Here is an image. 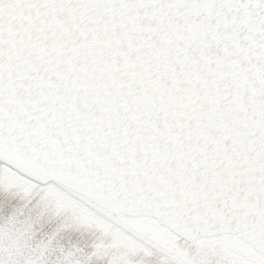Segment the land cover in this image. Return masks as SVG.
<instances>
[{
    "label": "snow or ice",
    "instance_id": "6c2138e0",
    "mask_svg": "<svg viewBox=\"0 0 264 264\" xmlns=\"http://www.w3.org/2000/svg\"><path fill=\"white\" fill-rule=\"evenodd\" d=\"M93 36L86 58L68 59ZM68 64L71 71H65ZM37 80L47 84L42 90L62 96L63 105L52 103L49 109L40 102L33 109L34 89L41 87ZM145 83L155 89L150 102L148 93L141 94ZM173 99L179 100L171 105L174 121H188L193 134L197 119L211 133L209 125L241 118L250 151L238 161V179L230 185L207 190L196 175L185 186L195 194L191 199L185 195L170 214L138 213L167 236L171 247L126 227L121 215L82 187L62 184L55 176L38 179L3 154L0 170H10L41 191L55 186L67 193L106 225L138 241L134 259L142 258L141 264H159L160 257L167 264H205L200 257L206 249L192 255L197 241L227 244L233 254L225 264H264V0H0V149L37 135L54 137L53 146L64 159L77 162L85 172L98 168L110 173L101 177L105 187L130 195L133 184L121 187L130 178L128 172L120 176L126 164L118 142L123 122L106 135L102 124L80 126L72 105L85 115L106 111L109 119L113 110L131 113L143 123L136 137L139 148L155 139L153 129L159 128L164 106ZM210 104L217 105L215 112L208 111ZM178 139L184 141L183 130ZM226 147L240 152L238 144ZM143 170L139 164L137 173ZM202 184L205 191L197 192ZM28 195L31 204L36 197L31 191ZM0 200L5 208L18 203L8 191H0ZM101 247L88 234L60 250L92 253L89 264H104L107 257L101 260L93 251ZM0 264H6L3 254Z\"/></svg>",
    "mask_w": 264,
    "mask_h": 264
},
{
    "label": "water",
    "instance_id": "95a60500",
    "mask_svg": "<svg viewBox=\"0 0 264 264\" xmlns=\"http://www.w3.org/2000/svg\"><path fill=\"white\" fill-rule=\"evenodd\" d=\"M94 40L93 36V40L83 48L74 49L68 59L86 58ZM65 71H71V64H68ZM37 84L41 87L34 89L37 102L33 103V109H37L40 102L48 104L49 109L52 103H56L57 106L63 105V97L55 90H42V88L47 89V84L43 80H37ZM143 89L141 94L148 93L147 99L150 102L151 94L155 89L148 83L143 84ZM82 91L86 92L87 89ZM49 96L52 97V101H49ZM174 104H179V100L173 99L169 105L164 106L159 118V128L153 129L155 139L152 140L150 137L149 140L152 142L146 141L147 146L139 148L136 146V137L143 130V123L131 113L125 114L113 110L109 119L106 118V111H101L96 116L85 115L79 111L78 106L72 105L71 110L77 113L76 119L80 121V126L91 128L93 124L97 126L102 124L106 135L114 134L113 129L119 122H123L118 142L123 146L120 159L126 160V164L120 169V176L123 177L125 172H128L130 178L122 181L121 187L124 184H133L130 195H118L119 189H114L111 185L105 187L104 179L101 177L110 173L102 174L98 168L85 172L77 162L64 159L53 146L54 137L41 139L37 135L31 139L25 138L19 143L13 142L11 147L5 146L0 149V154L38 179L55 176L62 184H70L74 188L82 187L89 195L99 199L117 214L140 216L138 213L143 210L168 215L176 205L182 203L185 195L191 199L195 194L190 187L185 186L189 185L196 175L202 176L207 190L224 188L238 179V161L241 157L246 158L250 151V147H245L246 134L243 131L244 122L241 118L233 117L227 123L209 125L208 127L213 128L211 133L204 131L205 126L197 119L193 121L195 130L193 134V128L187 127L188 121L184 123L179 120L174 121L175 108L171 107ZM11 106L15 107V104ZM216 107V104H210L208 111L215 112ZM47 110L45 109V112ZM48 123H52V117H48ZM57 127L58 125L51 130L56 131ZM173 128H177V133H172ZM216 128H219V131H215ZM181 130L184 132V141L178 139ZM184 142H187L185 149L176 151V148ZM229 143L240 145V152H230L226 147ZM208 145L211 147L209 148ZM115 150L116 146L109 149L110 152ZM197 152L199 155H196ZM87 154L91 158L92 154ZM139 164H144V170L138 174ZM196 191H205L203 184L197 187ZM245 194L247 195V192ZM130 200L133 202L130 203Z\"/></svg>",
    "mask_w": 264,
    "mask_h": 264
},
{
    "label": "rangeland",
    "instance_id": "374dc122",
    "mask_svg": "<svg viewBox=\"0 0 264 264\" xmlns=\"http://www.w3.org/2000/svg\"><path fill=\"white\" fill-rule=\"evenodd\" d=\"M0 191L18 197L17 205L11 208H5L0 200V254L6 264H64L65 261L67 264H89L92 253L85 256L60 250L61 245L67 247L69 241L83 239L88 234L102 245L99 251H93L101 260L107 257L104 264H141L142 258L134 259L138 241L112 225H106L79 201L55 186L41 191L30 182H22V178L10 170L3 169L0 170ZM29 191L36 197L31 204ZM118 215L129 229L150 235L163 246L171 247L167 236L157 231L147 216ZM202 249L207 250L200 257L205 264L209 261L211 264H225L233 254L227 244L219 241H197L192 255ZM92 264L96 261L92 260ZM159 264H167V261L160 257Z\"/></svg>",
    "mask_w": 264,
    "mask_h": 264
}]
</instances>
